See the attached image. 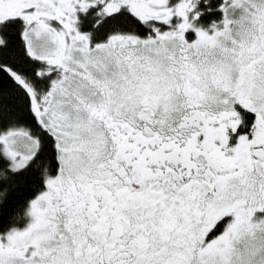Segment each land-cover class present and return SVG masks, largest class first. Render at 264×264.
I'll return each instance as SVG.
<instances>
[{
  "label": "snow or ice",
  "instance_id": "1",
  "mask_svg": "<svg viewBox=\"0 0 264 264\" xmlns=\"http://www.w3.org/2000/svg\"><path fill=\"white\" fill-rule=\"evenodd\" d=\"M0 264H264V0H0Z\"/></svg>",
  "mask_w": 264,
  "mask_h": 264
}]
</instances>
